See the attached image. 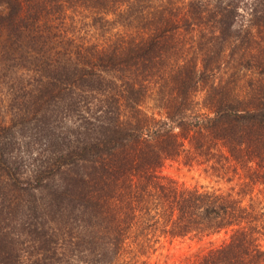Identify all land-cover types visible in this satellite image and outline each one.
I'll return each instance as SVG.
<instances>
[{
	"label": "trees",
	"instance_id": "1",
	"mask_svg": "<svg viewBox=\"0 0 264 264\" xmlns=\"http://www.w3.org/2000/svg\"><path fill=\"white\" fill-rule=\"evenodd\" d=\"M0 83L50 131L30 174L4 161L0 205L79 229L49 249L39 218L30 264H144L160 237L219 231L172 264H264L263 211L161 174L220 155L264 200V0H0Z\"/></svg>",
	"mask_w": 264,
	"mask_h": 264
},
{
	"label": "rangeland",
	"instance_id": "2",
	"mask_svg": "<svg viewBox=\"0 0 264 264\" xmlns=\"http://www.w3.org/2000/svg\"><path fill=\"white\" fill-rule=\"evenodd\" d=\"M21 78L26 79L27 76L22 75ZM23 91L15 90L13 91L14 95L11 96L12 91L0 83V176L4 174V161L9 163L10 169L15 168L24 173H31V170L35 169V159L46 155L49 148V140L47 141L46 137L50 131L40 128L39 132L35 127L37 124L41 126L43 121L35 122V116L32 117L30 112L27 115L29 119L25 118L27 107L25 109L20 103L13 100L14 97H21ZM15 104L18 107H15ZM148 104L151 106V102ZM53 116H55L53 125L55 127L51 128V133H53L55 146H58L57 141L62 135L59 132L62 125L58 115L53 113ZM182 148H186V146ZM186 159L188 158L178 155L165 161L161 174L184 186L229 194L240 200L242 204L252 203L256 209L264 213V200L261 199V195L255 190L250 193L245 189L242 185L241 175L238 177L233 173L232 168H227L231 164L222 159L220 155L218 156L221 165L219 174L213 169L206 168L208 163H198L191 159L190 162H186ZM223 164H225L224 167ZM23 200L24 198L14 197L10 206L8 203L0 205V264L31 263L33 256L39 252L36 249L37 245H33L29 241V235H31L33 224L41 220L39 218L44 219L48 228L47 233L51 231L55 238L52 244L47 245L49 249L53 248L58 251L67 247V241L70 238L68 237L69 232H71L72 239L79 233L73 218L70 220L73 225L71 226L69 223L68 226V222H61L59 219L48 220L46 214L36 217L35 213L30 211L29 206H26L28 203ZM227 236L228 231H219L202 238L160 237L153 253L148 257H140L138 260L139 262L143 260L144 264L185 263L191 261L196 252L216 247ZM258 243L264 249V226L260 230Z\"/></svg>",
	"mask_w": 264,
	"mask_h": 264
}]
</instances>
